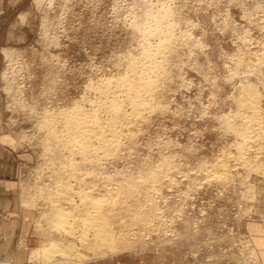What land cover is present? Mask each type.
Here are the masks:
<instances>
[{"label":"rangeland","instance_id":"rangeland-1","mask_svg":"<svg viewBox=\"0 0 264 264\" xmlns=\"http://www.w3.org/2000/svg\"><path fill=\"white\" fill-rule=\"evenodd\" d=\"M0 141L9 264H264V0H0Z\"/></svg>","mask_w":264,"mask_h":264},{"label":"crops","instance_id":"crops-1","mask_svg":"<svg viewBox=\"0 0 264 264\" xmlns=\"http://www.w3.org/2000/svg\"><path fill=\"white\" fill-rule=\"evenodd\" d=\"M16 155L14 151L9 149L0 141V257L3 259L0 264H9L8 256L13 251V241L15 236H25L26 231L23 229H11L9 226L8 215L11 214L15 206V199L18 190L17 174L18 167L15 169V174L11 172L9 163L15 161ZM15 176V178L13 177ZM17 209V207H16ZM17 216L19 211L17 209ZM6 215V216H5ZM19 226V225H18ZM17 226V228H18Z\"/></svg>","mask_w":264,"mask_h":264},{"label":"bare ground","instance_id":"bare-ground-1","mask_svg":"<svg viewBox=\"0 0 264 264\" xmlns=\"http://www.w3.org/2000/svg\"><path fill=\"white\" fill-rule=\"evenodd\" d=\"M139 85H140V83H139ZM148 86V85H147ZM145 88H146V86H145ZM147 89V88H146ZM131 104V103H130ZM76 119V118H75ZM89 119V118H88ZM91 119V118H90ZM73 123H75V124H77V127L79 126L80 128H84V129H82V130H85L86 128H88V125H87V122H86V120L85 119H83V120H81V119H77V120H74V119H72L71 120ZM89 121V120H88ZM92 125V124H91ZM90 126V125H89ZM91 127H93V126H91ZM95 127V126H94ZM90 128V127H89ZM88 128V129H89ZM92 129H94V128H91V130ZM96 129V128H95ZM82 130H80V131H82ZM83 132V131H82ZM92 132V131H91ZM90 132V133H91ZM95 133V132H94ZM99 133V132H98ZM102 134V133H101ZM89 138V137H88ZM105 140V139H104ZM102 141V140H101ZM114 146V145H113ZM118 148V147H117ZM69 167V166H68ZM97 208V207H96ZM95 212H97V210L95 211Z\"/></svg>","mask_w":264,"mask_h":264}]
</instances>
